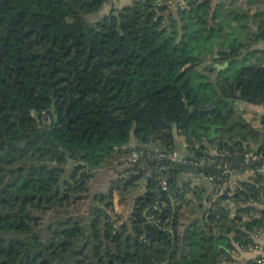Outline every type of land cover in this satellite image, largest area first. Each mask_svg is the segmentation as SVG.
Here are the masks:
<instances>
[{
    "label": "trees",
    "instance_id": "obj_1",
    "mask_svg": "<svg viewBox=\"0 0 264 264\" xmlns=\"http://www.w3.org/2000/svg\"><path fill=\"white\" fill-rule=\"evenodd\" d=\"M113 1L0 0V264H257L237 247L264 230V176L224 188L264 153V117L259 132L238 108L264 106V63L240 64L264 17L252 30L230 0H133L98 19ZM116 194L132 195L125 219Z\"/></svg>",
    "mask_w": 264,
    "mask_h": 264
},
{
    "label": "crops",
    "instance_id": "obj_2",
    "mask_svg": "<svg viewBox=\"0 0 264 264\" xmlns=\"http://www.w3.org/2000/svg\"><path fill=\"white\" fill-rule=\"evenodd\" d=\"M182 1V0H178ZM184 1V0H183ZM229 1V0H228ZM259 1V2H258ZM117 2H122V6H129L132 4L133 0H114L111 3V6L116 5ZM217 2H222V0H216ZM231 4H233L236 9L239 11L240 14H243L244 17L247 19L243 25H249L252 30L257 29V23L263 19L264 17V0H230ZM238 2L241 5L237 4ZM176 4V2L174 3ZM120 7V8H121ZM116 8V7H115ZM175 8V7H174ZM112 9V8H111ZM110 11V10H109ZM106 14L109 13L105 12ZM240 19V18H239ZM243 19V18H242ZM244 21V19H243ZM250 21V23H249ZM239 23V22H238ZM244 57L240 59V64L250 65L249 63H255L258 61V58L264 63V40H254L248 42V48L243 55ZM263 59V60H262ZM230 62H221L215 63L214 67L218 71L226 70L230 66ZM227 67L219 69L217 66H224ZM219 74H211L212 79L218 78ZM238 108L243 111L244 117L248 120L250 124H254V129L259 130L260 132L263 131V125L261 123V119L264 117V106L262 105H252L247 103H240L238 104ZM219 129V128H218ZM217 129V130H218ZM216 130V133H217ZM218 134V133H217ZM220 134H218L219 136ZM217 136V137H218ZM178 144L180 145V149L184 150L185 144L182 137H177ZM252 148H257V144L251 145ZM249 178V174L239 176V180H244ZM255 243L259 246L260 250H250V251H243L237 248L238 253V261L241 263H247L256 260L259 256H264V233L259 234L257 237L254 238ZM237 259V258H236Z\"/></svg>",
    "mask_w": 264,
    "mask_h": 264
},
{
    "label": "built area",
    "instance_id": "obj_3",
    "mask_svg": "<svg viewBox=\"0 0 264 264\" xmlns=\"http://www.w3.org/2000/svg\"><path fill=\"white\" fill-rule=\"evenodd\" d=\"M50 123H51V118L46 120V124H50ZM147 155H148L150 160H152L156 163H161L163 161H166V162H171V163L178 164V165H183V164L188 165V166H191L195 169L200 167L199 164L188 161L186 154H184L183 152H175V153L170 152L169 153V152H161L160 151L157 153L148 152ZM256 160L257 161H263V164L261 165V167L256 168V169L250 168L249 166L252 164V162H254ZM240 167H241L240 169H243V172L245 174H249V177H251L252 175H254L256 173L264 176V153L255 155L254 153L249 152V153L245 154L244 162L240 164ZM163 169H165V167H163ZM243 172L241 174H233L231 177V180L229 181L228 184L225 180L227 185H225L224 189H226L227 187L234 189V187H236L237 183L240 181L239 176L241 177V175L244 174ZM228 174H229V171L226 170V171H223L221 176L224 177ZM221 176L220 177H211L210 180L211 181H218L221 179ZM159 184H160L161 189L163 191H166L168 188V179L163 178V177L160 178ZM216 191L219 192L218 195L222 194V189H220L219 187L216 188ZM257 205L259 206V208L264 209V203L257 204ZM262 233H264V230L261 231L260 234H262ZM254 249L260 250L259 246L256 245L254 248L251 247V248H248L247 250H243V251H250V250H254ZM256 260H257V264H264V256L263 255L259 256Z\"/></svg>",
    "mask_w": 264,
    "mask_h": 264
},
{
    "label": "rangeland",
    "instance_id": "obj_4",
    "mask_svg": "<svg viewBox=\"0 0 264 264\" xmlns=\"http://www.w3.org/2000/svg\"><path fill=\"white\" fill-rule=\"evenodd\" d=\"M237 4L241 5L240 2H238ZM121 6H122V2H117L115 5L116 8H120ZM111 7H112L111 3H106L104 13H101L97 18L99 19L100 16L104 15L106 10H107V12H109V10H111ZM94 20L95 19L92 18V21H94ZM203 69H204V66L199 67V70H203ZM216 79H214V80H216ZM251 125H252V128L254 129L253 122ZM252 144L255 145V143H251L250 145H252ZM120 164H122V165H120ZM120 164H119L120 166L118 165V167L114 168V170L113 169H105V170L99 172L98 176L96 178H94L93 181L91 182V188L93 191L92 193L106 192L108 185L112 184L111 180H116L117 178L120 179L121 177L125 178L129 175V173L125 171V167L131 166L129 160L121 161ZM242 175H245V173ZM139 176H141V175H139ZM100 179H102V180H100ZM142 183H143L142 185H144L145 182H142ZM118 199H119V201L116 203L115 209L117 212H119V213L121 212V214H120L121 217H123L125 219L128 217V215L131 211V207L133 204L132 195H128V196H126V198H124V199L121 198V200H120V197L116 194V200H118ZM237 248L241 249L239 247H237Z\"/></svg>",
    "mask_w": 264,
    "mask_h": 264
},
{
    "label": "water",
    "instance_id": "obj_5",
    "mask_svg": "<svg viewBox=\"0 0 264 264\" xmlns=\"http://www.w3.org/2000/svg\"><path fill=\"white\" fill-rule=\"evenodd\" d=\"M217 67H219V69H222V68L227 67V65L217 66ZM55 118H57V116ZM210 128H211L210 138L211 139L216 138L218 136V134L216 133V130L219 128V126H217V125H211Z\"/></svg>",
    "mask_w": 264,
    "mask_h": 264
}]
</instances>
